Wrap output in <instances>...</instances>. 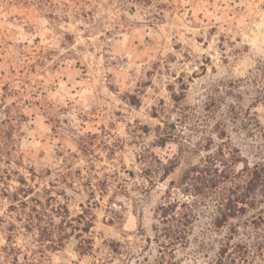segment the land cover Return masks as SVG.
<instances>
[{
    "label": "rangeland",
    "instance_id": "1",
    "mask_svg": "<svg viewBox=\"0 0 264 264\" xmlns=\"http://www.w3.org/2000/svg\"><path fill=\"white\" fill-rule=\"evenodd\" d=\"M202 158L264 162V0H0V264H264V202L219 224Z\"/></svg>",
    "mask_w": 264,
    "mask_h": 264
},
{
    "label": "trees",
    "instance_id": "2",
    "mask_svg": "<svg viewBox=\"0 0 264 264\" xmlns=\"http://www.w3.org/2000/svg\"><path fill=\"white\" fill-rule=\"evenodd\" d=\"M244 81V79H242ZM241 80V81H242ZM227 109V115L232 117L233 121L236 123L240 118L246 121L247 114L242 111L243 107H238V105L230 104ZM248 112V111H247ZM246 115V116H245ZM164 128L159 127V133L157 136V142L159 145L163 146L167 143L168 138L164 134ZM223 151H221V155ZM224 157V156H223ZM173 166V165H172ZM220 165L217 163H210L208 159L202 158L201 161L195 163L191 167L187 168L185 171V175L183 177H190L193 175L192 186L195 188V194H200L205 190L211 191L213 193H217L218 189L221 184H224V189L218 192L219 195L222 197V206L220 207L221 213L219 220V224L223 222V219L233 218L238 215V213L242 210H245V207L241 204L247 203H256V202H264V162L263 163H256L249 172V178L244 183H241L236 179L237 174L235 171H230L227 168H220ZM249 168V164L245 165ZM175 167V166H174ZM168 172V171H167ZM232 172L234 175H232ZM228 183V184H227ZM159 218L161 222V229L160 234L164 239H167V243L163 241L162 246L168 247L170 245H174L175 242L179 241L182 238H185L186 230L185 228L186 223H182V219L185 216L177 215L175 213V205L172 203L170 204H163L160 207ZM77 221L81 222L86 220L83 227H79V232L77 234L82 235L84 232L90 231L92 226V219L88 221L85 214H79L76 219ZM176 221V223H175ZM49 224L52 225L49 229L48 227H44V238L51 242H56V224L53 218L49 219ZM66 224H72L69 221H65L63 227ZM34 226V223H29L26 225L27 228H31ZM76 230L77 227L73 226ZM159 227V228H160ZM64 232V231H63ZM67 236L69 233H62ZM182 234V235H181ZM184 235V236H183ZM176 236V237H175ZM13 239V235L10 236ZM52 248H55L56 245H49Z\"/></svg>",
    "mask_w": 264,
    "mask_h": 264
}]
</instances>
